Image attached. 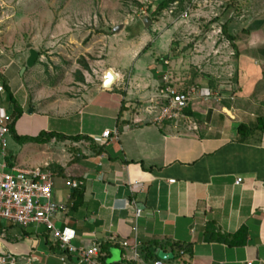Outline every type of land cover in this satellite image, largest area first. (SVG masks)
Returning <instances> with one entry per match:
<instances>
[{
  "label": "crops",
  "instance_id": "crops-1",
  "mask_svg": "<svg viewBox=\"0 0 264 264\" xmlns=\"http://www.w3.org/2000/svg\"><path fill=\"white\" fill-rule=\"evenodd\" d=\"M165 34L155 44L166 40ZM123 54L127 65L139 57ZM167 54L162 57L164 72L157 68L151 73L157 65L146 54V73L131 84L126 65L110 67L98 84L90 85L86 78L75 83L82 87L75 98L52 99L54 87L38 85L46 94L31 102L24 86L9 85L23 111L15 125L18 136L29 129L36 133L31 138L44 132L90 139H52L43 144L50 150L45 162L27 167L49 164L56 174L54 199L65 207L55 224L73 228L78 245H109L103 255L108 264H264V49L237 54L234 81L210 71L201 56L186 61L179 55L168 61ZM9 66L0 68L4 79ZM108 70L117 80L104 90ZM167 86L179 93L197 87L201 99L185 111L186 118L159 123ZM102 94L108 97L102 99ZM29 104L36 107L28 111ZM96 106L108 111L117 107V115L108 116L112 127L100 123L107 115L100 109L94 112ZM7 109L13 117V107ZM52 114L66 117L76 130L52 127ZM86 117L92 120L86 122ZM106 130L112 135L104 144ZM9 143L23 146L12 136ZM64 146L70 148L69 156L60 155ZM37 152L32 155L37 157ZM9 155L15 164L12 149ZM239 178L243 182L236 185ZM68 181L81 186L71 189ZM0 225L10 252L31 253L34 264H53V258L63 264L45 235V251L40 253L44 259H39L38 238ZM124 242L129 246L123 247ZM65 264L78 261L70 257Z\"/></svg>",
  "mask_w": 264,
  "mask_h": 264
},
{
  "label": "rangeland",
  "instance_id": "rangeland-1",
  "mask_svg": "<svg viewBox=\"0 0 264 264\" xmlns=\"http://www.w3.org/2000/svg\"><path fill=\"white\" fill-rule=\"evenodd\" d=\"M162 1L0 0V68L10 64L5 74L6 82L12 87L24 86L31 102L38 96H45L46 92L39 88L41 86L54 87L52 99L75 98L82 93V87L75 84L81 83L79 71L91 85L98 84V77L108 68L126 65L128 83L131 84L146 73L147 57L143 55H149L150 61L157 65L150 69L155 73L157 68L163 72L166 69L162 58L166 53L165 60L168 61L179 55H184L186 61L192 56H201L202 63L211 67L210 71L219 72L222 78L234 81L238 76L235 73L237 54L264 49V0H212L209 8L194 11L186 20L180 18L184 9L175 5L153 16L152 11ZM146 17L152 21L148 28L143 24ZM225 24H228L227 34L223 32ZM119 25H124L123 30L113 33V28ZM164 33L166 40L163 38L161 43L155 44ZM229 37L235 40L230 41ZM145 40L148 42H143ZM28 45H32L40 58L34 68L27 69L22 75L29 57ZM126 52L139 57L127 65L128 59L123 58ZM83 63L88 65V71ZM182 72L189 73V70L183 68ZM87 91L84 90L85 93ZM5 95H0V104L9 108ZM101 96L102 99L108 97L107 94ZM31 104L28 111L36 107ZM99 109L103 116L107 115V118L100 119V123L112 127L113 122L108 116L117 115V107L108 111L96 106L93 111L97 113ZM90 119L86 117V122ZM48 120L52 127L63 128L67 132L77 127L67 122L66 117L58 115L52 114ZM35 134V130L29 129L21 132L24 137H34ZM43 144L41 140L24 143L21 147L9 143V149L16 157L15 164L33 167L45 162L50 150ZM64 147L66 151H60V155L69 156L70 148ZM36 151L37 157L32 155ZM59 199L60 196L56 198L57 201ZM5 227L7 230L14 228ZM15 231L23 232L20 228H15ZM27 233L42 243L37 255L44 259L40 253L45 251V227L32 226ZM74 245L79 246L77 240ZM51 260L53 264H59L56 258Z\"/></svg>",
  "mask_w": 264,
  "mask_h": 264
},
{
  "label": "built area",
  "instance_id": "built-area-1",
  "mask_svg": "<svg viewBox=\"0 0 264 264\" xmlns=\"http://www.w3.org/2000/svg\"><path fill=\"white\" fill-rule=\"evenodd\" d=\"M211 2L212 0H189L180 18L189 19L194 11L209 8ZM173 5L178 6V3ZM0 76H2L1 73ZM4 93V86L0 83V95ZM162 93L165 96V104L160 109L157 119L159 123L186 118L185 111L201 99L197 87H191L188 91L179 93L167 86ZM215 97L220 98L219 94ZM207 100L208 97L203 98V101ZM12 123L11 113L0 104V224L18 227L24 231L32 226L45 227L44 235L53 245L59 246L60 261L63 264L69 257L75 258L78 264H101L102 244L100 242L93 241L89 247L75 246L74 243L78 238L77 232L68 225L58 228L55 224L58 214L63 212L65 207L54 199L56 174L49 164L44 167L28 168L17 166L10 161L9 142ZM111 135V131H104L102 134V138L105 139L104 144L111 141ZM174 182L170 181V183ZM242 182L243 179L239 178L236 185ZM67 185L75 190L80 188L81 183L68 181ZM7 242L4 228L0 232V264H34L31 253L16 255L9 251ZM122 245L128 247L129 243L124 242ZM133 252L136 257V247ZM155 264H164V262L157 261Z\"/></svg>",
  "mask_w": 264,
  "mask_h": 264
},
{
  "label": "trees",
  "instance_id": "trees-1",
  "mask_svg": "<svg viewBox=\"0 0 264 264\" xmlns=\"http://www.w3.org/2000/svg\"><path fill=\"white\" fill-rule=\"evenodd\" d=\"M189 0H163L161 3H159L156 7V9L154 11H152V15L156 16L158 14H160L161 12H163L164 10H167L171 7V5H173L174 3H178V7L179 9H184L185 8V4L188 2ZM259 24V23H257ZM228 31V24H225L223 27V32L225 34H227ZM230 41H234L235 39H233L232 37H229ZM83 67L85 70H89V67L86 63H83ZM79 75V80L84 81V77L82 75V73L79 71L77 73ZM0 83L4 86L5 89V93H6V99L9 103L10 106L13 107V123L10 126V131H11V136L13 138L14 141L24 144L30 141H35V140H41L42 143H47L52 139H55L57 141H75L78 142L80 140H90L88 137H80V136H76V137H67L64 135H60V134H56V133H41L38 137L36 138H31V137H20L17 135L16 130H15V125L16 122L22 117L23 115V111L20 107V105L17 103V101L15 100L8 83L6 82V80L3 78V76H0ZM244 128L243 126L240 127V129ZM1 227V225H0ZM26 236H30L29 233H25ZM46 243H49L50 245L52 244L51 242H49L48 237H46ZM220 241H224L225 239L223 237H221L219 239ZM53 245V244H52ZM108 248L109 245H102L101 246V253H102V257L100 259L101 264H108L106 261V258L103 257V255L108 252ZM52 250L54 252H59L61 254L60 248L58 245H54L52 246ZM153 256V255H152ZM70 258V257H69Z\"/></svg>",
  "mask_w": 264,
  "mask_h": 264
},
{
  "label": "water",
  "instance_id": "water-1",
  "mask_svg": "<svg viewBox=\"0 0 264 264\" xmlns=\"http://www.w3.org/2000/svg\"><path fill=\"white\" fill-rule=\"evenodd\" d=\"M143 24L145 28H148L151 26L152 21L148 17H146L143 21ZM123 28L124 25L116 26L113 28V33H118L122 31ZM28 49H29V57L27 59L26 67L22 71V75H24L27 69L34 68L36 65V61H38L40 58L39 53L32 47V45H28ZM116 80H117V75L112 70H108L104 76L102 88L104 90H110L112 86L115 84ZM159 257L161 259H166V255L163 253H160Z\"/></svg>",
  "mask_w": 264,
  "mask_h": 264
}]
</instances>
